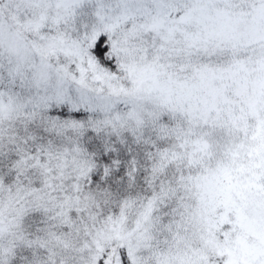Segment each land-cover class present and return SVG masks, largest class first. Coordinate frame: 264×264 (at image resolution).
I'll list each match as a JSON object with an SVG mask.
<instances>
[{
    "label": "snow or ice",
    "instance_id": "6c2138e0",
    "mask_svg": "<svg viewBox=\"0 0 264 264\" xmlns=\"http://www.w3.org/2000/svg\"><path fill=\"white\" fill-rule=\"evenodd\" d=\"M0 264H264V0H0Z\"/></svg>",
    "mask_w": 264,
    "mask_h": 264
}]
</instances>
